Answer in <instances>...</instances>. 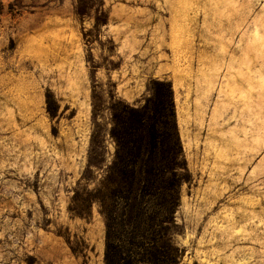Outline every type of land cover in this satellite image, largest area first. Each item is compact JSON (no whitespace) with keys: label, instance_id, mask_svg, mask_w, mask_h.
<instances>
[{"label":"rangeland","instance_id":"obj_1","mask_svg":"<svg viewBox=\"0 0 264 264\" xmlns=\"http://www.w3.org/2000/svg\"><path fill=\"white\" fill-rule=\"evenodd\" d=\"M159 81L188 169L176 264H264V0H0V264H104L115 113Z\"/></svg>","mask_w":264,"mask_h":264},{"label":"trees","instance_id":"obj_2","mask_svg":"<svg viewBox=\"0 0 264 264\" xmlns=\"http://www.w3.org/2000/svg\"><path fill=\"white\" fill-rule=\"evenodd\" d=\"M158 83L151 107L126 106L115 113L111 128L115 159L94 195L106 220L104 264L178 262L180 249L172 234L188 169L182 156L171 84ZM47 109L51 116L55 114L50 94ZM91 166L99 168L90 157Z\"/></svg>","mask_w":264,"mask_h":264}]
</instances>
